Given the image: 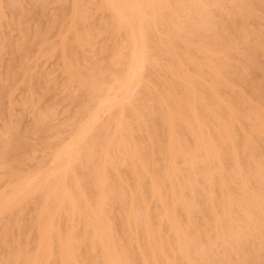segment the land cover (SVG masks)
Here are the masks:
<instances>
[{
    "label": "rangeland",
    "instance_id": "374dc122",
    "mask_svg": "<svg viewBox=\"0 0 264 264\" xmlns=\"http://www.w3.org/2000/svg\"><path fill=\"white\" fill-rule=\"evenodd\" d=\"M198 4L207 13L210 25L217 29L215 42L231 46L226 56L219 52L207 54L210 63H219L228 82L219 86L220 93L230 99L239 90L256 106L259 102L252 91L260 90L264 96V0H198ZM126 36L127 29L116 27L109 11L100 6V0H0V197L20 194V183L25 184V189L39 184L17 206L0 213V264H9L14 253L23 258L36 252L38 218L45 195L51 199L56 190L70 188L71 178L89 191L87 185L91 183L82 177L87 165L97 163L103 149L101 142L121 138L127 147L144 149L151 145L148 134L154 133L153 146L158 141L162 143L161 117L165 106L161 87L174 79L166 45L179 54L190 74L200 67L207 72L204 66L189 64L178 39L165 32L164 22L152 24L146 60L139 65L128 92H123L115 87L113 79L122 77L126 69ZM190 56L200 60L193 50ZM87 72L96 74L99 90L91 91L79 82ZM172 93L178 97L185 95L181 85L174 86ZM233 129L236 157L250 177L248 190H254L253 165L247 159L253 157L264 164V135L251 131L246 118L235 122ZM178 133L182 135L184 130L180 128ZM78 136L80 142L72 152ZM182 137L190 147L191 136ZM247 139L252 142V154L244 147ZM106 149L113 166L106 164L110 200L103 207L122 243L120 228L128 201L131 197L136 200L140 191L149 186L144 178L140 179V186L137 184L127 161H121L117 147ZM88 150L91 152L87 159ZM63 152L69 155L67 166H72V176L63 175V169L52 174L56 166L53 164ZM200 159L192 161L193 168L188 161L177 160L176 180L183 191L188 190L183 185L187 178L202 179L204 167ZM153 160L154 170H159L161 160L157 156ZM215 164H220L225 173L233 168L231 158L224 154L220 163ZM55 175L57 181L49 186L48 179ZM168 186V182L164 184L163 193ZM90 191L89 196L95 197V188ZM194 192L196 204L202 207L206 194ZM142 193L149 219L154 223L152 215L161 210V201ZM214 195L218 196V191ZM137 210L142 212L139 206ZM52 214V225L64 234L69 229L65 214ZM241 215V211L233 209V225L237 228L243 226ZM193 223L198 231L206 227L214 241L211 222L194 215ZM73 224L77 254L88 264L86 234L77 219ZM199 236L203 241L204 237ZM130 253L135 264H141L134 245ZM214 255L218 261L213 264H238V259L249 257L257 262L263 259L264 264L263 250L258 249L257 239L251 234L245 235L241 249L217 246ZM174 260L179 261L178 256Z\"/></svg>",
    "mask_w": 264,
    "mask_h": 264
},
{
    "label": "bare ground",
    "instance_id": "6f19581e",
    "mask_svg": "<svg viewBox=\"0 0 264 264\" xmlns=\"http://www.w3.org/2000/svg\"><path fill=\"white\" fill-rule=\"evenodd\" d=\"M100 6L109 11L117 28L127 29L126 69L122 77L113 79L117 89L126 92L135 82L137 69L146 60L145 48L151 26L162 22L165 32L180 42L182 54L186 55L189 64L204 66L207 72L200 67L190 74L184 69L185 64L179 54L166 45L174 79L161 87L165 106L161 117L164 130L162 143L158 141L153 146L154 133L148 134L151 145L144 149L127 147L121 138L101 142L103 149L98 154L97 163L87 165L82 177L91 183V186L87 185L89 191H84L71 178L70 188L56 190L51 194V199L45 195L38 218L36 252L23 258L19 253H14L9 264H48L53 260L58 264H85L77 254L74 242L75 219L86 234L84 245L88 264H99L96 254L100 256L101 264H135V257L130 253L133 245L137 248L136 255L141 264H213L218 261L214 255L217 246L233 245L241 249L246 234L257 239L258 249L263 250L264 257V164L253 157L247 159L253 165L256 185L254 190H248L250 177L239 165L233 138V124L239 122L240 118L249 120L251 131L264 135L263 93L260 90L252 91L253 98L259 102L256 106H252L250 98H245L239 90L234 91L230 99L222 96L219 86H226L228 82L223 78L219 63H210L207 54L219 52L226 56L231 46L215 42L217 29L210 25L207 13L199 6L198 0H100ZM208 37L212 40L209 41ZM192 50L200 56V60L191 58ZM78 80L91 91L100 89L95 73L87 72ZM180 85L185 94L183 97L172 93L173 87ZM180 128L184 130L182 135L191 136L190 147L178 133ZM79 137L74 141L72 152L80 142ZM111 146L117 147L121 161H127L128 170L134 174L137 184L140 186V179L144 178L149 186L147 190L140 191L136 200L131 197L128 201L129 208L125 210L120 228L122 243L103 207L110 200L109 188L106 189V164L113 166V161L108 160L106 148ZM244 147L252 154L253 145L249 139ZM90 152L86 151L87 159ZM223 154L232 160L233 168L228 173L219 164ZM68 156L64 152L59 154L58 161L53 164L56 166L50 169L52 174L63 169V175L68 173L72 176L73 168L67 166ZM153 156L162 162V167L156 171ZM70 157H73L72 154ZM198 157L203 163V177L200 180L187 178L188 182L183 185L188 190L183 191L176 180L179 171L176 162L188 161L193 168L192 161ZM55 176L48 179L49 186L57 181ZM88 176L91 178L88 179ZM234 178L238 179L237 183L233 182ZM167 182L169 186L163 193L166 188L163 186ZM17 186L20 194L16 192V195L0 197V213L17 206L39 184H30L27 189L23 183ZM93 188L96 194L90 197V189ZM195 190L206 194L202 207L195 202ZM216 191L218 196L214 195ZM142 192H147L149 198L161 201V210L152 215L154 223L149 219ZM121 202L124 203V200ZM138 206L142 212L137 210ZM233 209L242 212L241 228L233 225ZM53 212L65 214L69 229L64 234L53 226V222L52 225L50 218ZM253 213L255 218H252ZM194 215L212 223L213 242L206 227L199 231L196 229ZM199 235L204 237L203 241ZM175 256L179 261L174 260ZM238 264H263V259L257 262L254 257L241 258Z\"/></svg>",
    "mask_w": 264,
    "mask_h": 264
}]
</instances>
